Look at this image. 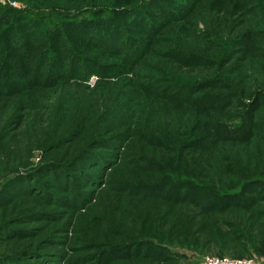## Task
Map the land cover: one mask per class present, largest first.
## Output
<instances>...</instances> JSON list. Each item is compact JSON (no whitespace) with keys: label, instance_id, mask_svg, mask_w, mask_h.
Here are the masks:
<instances>
[{"label":"rangeland","instance_id":"374dc122","mask_svg":"<svg viewBox=\"0 0 264 264\" xmlns=\"http://www.w3.org/2000/svg\"><path fill=\"white\" fill-rule=\"evenodd\" d=\"M101 10L117 51L63 25L76 65L20 69L26 31L41 46ZM213 190L240 198L208 211ZM261 249L264 0H0V264H264Z\"/></svg>","mask_w":264,"mask_h":264},{"label":"trees","instance_id":"16d2710c","mask_svg":"<svg viewBox=\"0 0 264 264\" xmlns=\"http://www.w3.org/2000/svg\"><path fill=\"white\" fill-rule=\"evenodd\" d=\"M8 15L4 16V24L10 25L11 24V20H10V11L7 10ZM100 14H102V17H106L104 18V20H102L103 18H101L100 16H97L96 19L92 18H81L80 20L74 19L71 23L66 22V23H62L60 24L58 27H54V30H52L51 32H49V30L43 29V33L42 34H46V36L44 37V43L43 45H38L37 43H34L31 41V39H33L35 37L36 39V33L34 32V29L36 31V28H31L32 30L26 31L27 33V37L28 39L26 40V43L24 48V52H22L21 54H25V57H27L28 55H30V51L28 50L31 47L35 48L37 47L38 50H34L32 52V54L34 55L33 57L29 58L30 61H28V63H26L27 65L24 66L23 64H20L19 67L20 69H25L27 70V75H31L32 76V80L33 82L36 81L38 82V75L41 71V69L43 68V66L45 65V61L46 59H51V63L53 64V67L55 65H58L61 63V65H63V61L67 60L69 62V65L71 66H75L76 62L78 61V54L76 53V51L72 52L71 45H67L66 42H68V37L65 34V30H67L68 25L70 26V28H72L74 31H78V29L81 27L83 35L88 36L89 39H93L97 38L99 42H102L103 44H106L107 46H109L110 48H113L114 51H117V47L120 46V44L122 45V43H120V39L123 33V28L121 27V21H120V17H111L109 16V14L106 11L101 10V12H98ZM138 13H140V11H138ZM12 14V13H11ZM78 17V15H77ZM84 17V16H83ZM100 17V18H98ZM21 18V17H19ZM27 18V17H25ZM22 19V18H21ZM102 20V21H101ZM110 21V22H109ZM120 23V24H116ZM26 23H28L30 26L33 24H36V21H32L30 19L26 20ZM75 23V24H74ZM26 24V25H28ZM28 25V26H29ZM63 25L67 26V28L64 30ZM29 26V27H30ZM11 37L13 38V33L10 32ZM80 34H82L80 32ZM85 36V37H86ZM124 42H125V48L130 49L132 48V42L130 41V39L128 38V36L123 37ZM13 41V40H12ZM56 42H62V45L64 47V49H62V53H61V58H62V62L61 59H59V56H55L54 54H51L50 48L52 47V45ZM117 48V49H116ZM23 51V50H22ZM120 53V52H118ZM27 54V55H26ZM28 58V57H27ZM88 63H90V61H88ZM34 65V67H33ZM24 70V71H25ZM34 73H33V72ZM33 73V74H32ZM51 74H56V72L54 71V69L52 68V70H50ZM230 141V140H227ZM249 177V176H248ZM253 183H255V181H252ZM197 185L195 184L194 187H196ZM196 189V188H195ZM214 193H216L214 196L207 198V204H205V209L208 211H217V202L219 201V197H221L223 195L219 194L220 192H215L216 190H213ZM212 192V191H211ZM226 193V192H224ZM224 199H239L240 197L238 196L237 193H232L229 195H223ZM240 202V201H239ZM216 203V204H215ZM260 253L264 254V250L261 249ZM218 257H225V256H218ZM233 259H242L241 257H234ZM34 264H54L53 262H50V260H45L42 261L40 259V261L38 259L35 260Z\"/></svg>","mask_w":264,"mask_h":264},{"label":"built area","instance_id":"2783aa9c","mask_svg":"<svg viewBox=\"0 0 264 264\" xmlns=\"http://www.w3.org/2000/svg\"><path fill=\"white\" fill-rule=\"evenodd\" d=\"M202 264H253L252 260L233 259L227 257H206Z\"/></svg>","mask_w":264,"mask_h":264}]
</instances>
